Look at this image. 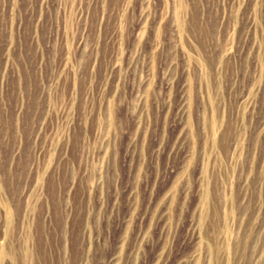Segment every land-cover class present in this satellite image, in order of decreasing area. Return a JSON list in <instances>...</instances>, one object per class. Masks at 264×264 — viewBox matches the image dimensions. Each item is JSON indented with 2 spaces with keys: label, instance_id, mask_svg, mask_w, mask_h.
Listing matches in <instances>:
<instances>
[{
  "label": "rangeland",
  "instance_id": "obj_1",
  "mask_svg": "<svg viewBox=\"0 0 264 264\" xmlns=\"http://www.w3.org/2000/svg\"><path fill=\"white\" fill-rule=\"evenodd\" d=\"M0 264H264V0H0Z\"/></svg>",
  "mask_w": 264,
  "mask_h": 264
}]
</instances>
